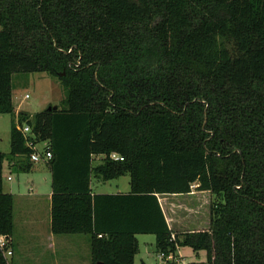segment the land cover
Segmentation results:
<instances>
[{"label":"trees","instance_id":"1","mask_svg":"<svg viewBox=\"0 0 264 264\" xmlns=\"http://www.w3.org/2000/svg\"><path fill=\"white\" fill-rule=\"evenodd\" d=\"M29 73L57 81L59 106L16 114L12 76ZM0 114L10 250L4 165L34 164L19 124L51 154L52 234L87 235L91 264H134L138 235L202 264H264V0H0ZM123 176L128 193H92ZM192 185L213 197L209 228L173 232L158 196Z\"/></svg>","mask_w":264,"mask_h":264},{"label":"rangeland","instance_id":"2","mask_svg":"<svg viewBox=\"0 0 264 264\" xmlns=\"http://www.w3.org/2000/svg\"><path fill=\"white\" fill-rule=\"evenodd\" d=\"M12 89V102L15 112H24L29 116L41 112L49 106H59L64 98L63 91L57 81L42 73L14 74L12 76ZM25 95H28L27 99H24ZM12 121H14L12 115L0 114V152L5 154L9 152V135ZM41 147L40 145L39 148ZM94 162L97 164L99 160L95 159ZM3 176V186L6 192L11 191L16 193L19 190V192L21 191L26 195H41V209L37 215L46 224L47 201L42 196L47 195L51 191L50 173L46 164L44 162L34 163L29 172H16L14 168H4ZM8 176L11 178L10 181L6 179ZM91 187L95 193H114L117 191V188L120 191L127 192L129 191V178L128 176H123L108 182H96L95 178H92ZM191 190H195L193 185L191 186ZM165 200L176 204L183 202L185 199L168 196L162 199L161 202L164 203ZM212 200L213 197L210 194L207 195L205 200L201 201L197 208L194 209L195 212L188 214L197 216L200 221L206 224L209 219V206ZM67 238L70 240L68 251L71 250L72 253L66 257H63L61 253L56 260H58L59 264H84L90 258L88 237L86 235H67ZM136 239L138 253L134 257V264H141L142 261L146 264H159L155 237L153 235H138ZM178 252L190 264H202L205 259L204 252L195 254L187 247L178 249ZM48 255L42 260V264L53 263L55 258H51ZM27 259L22 261V264H39L31 263Z\"/></svg>","mask_w":264,"mask_h":264},{"label":"crops","instance_id":"3","mask_svg":"<svg viewBox=\"0 0 264 264\" xmlns=\"http://www.w3.org/2000/svg\"><path fill=\"white\" fill-rule=\"evenodd\" d=\"M17 113L18 112H16V114ZM7 167V165H4V168ZM2 188L4 193H9L13 197V232L9 238L12 254L6 258L8 264H22V261L26 260V258H28L27 260L31 263L42 264L41 262L47 254H49L48 256L51 258H55L51 264H59L56 259L61 253L63 257H66L67 255L69 256L70 253H72L71 250L68 251L70 240L67 238V235L54 236L51 232V191L47 195L42 196L45 197L47 201V220L46 224H44L37 215L41 209V195H26L21 191L19 192V190H17L16 193L11 191L6 192L4 186H2ZM128 192L129 191H120L119 188H117V191L114 193H95L92 190L93 194L115 195L126 194ZM207 195H209L208 192H199L194 190L186 195L158 196V201L168 228L176 233L207 230L209 228V219L205 224L200 221L197 216L188 214L190 212H195L194 209L197 208L201 201L205 200ZM168 196L175 198L182 197L185 200L176 204L169 203L166 200L164 203L161 202V199H165ZM88 248L90 252L89 241ZM159 261V264H164L163 261ZM141 263L146 264L143 261ZM84 264H91V258L86 260Z\"/></svg>","mask_w":264,"mask_h":264},{"label":"built area","instance_id":"4","mask_svg":"<svg viewBox=\"0 0 264 264\" xmlns=\"http://www.w3.org/2000/svg\"><path fill=\"white\" fill-rule=\"evenodd\" d=\"M28 95L24 96V99H27ZM17 131L20 132L24 139V145L30 152V160L32 163L44 162L46 163L50 158L51 154L50 151L47 149L48 145L46 143L38 144L35 141V136L31 132L30 128L26 125H19L16 124ZM42 146L39 148V146ZM110 158L113 160H122L118 156L112 154ZM13 165V163H11ZM7 180L10 181L11 178L8 176ZM0 249L3 251L5 258L11 256L12 252L8 247V239L4 236H0ZM157 258L165 263L171 264H190L187 263L185 258L182 257L178 250L172 253L165 254L163 252L157 253Z\"/></svg>","mask_w":264,"mask_h":264},{"label":"water","instance_id":"5","mask_svg":"<svg viewBox=\"0 0 264 264\" xmlns=\"http://www.w3.org/2000/svg\"><path fill=\"white\" fill-rule=\"evenodd\" d=\"M48 109H50V108H48ZM53 109H55V107H53Z\"/></svg>","mask_w":264,"mask_h":264}]
</instances>
